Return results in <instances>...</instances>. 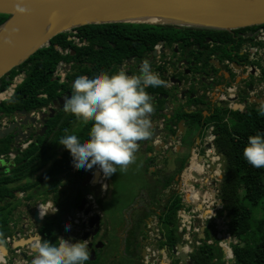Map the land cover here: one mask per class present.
<instances>
[{"label":"trees","instance_id":"1","mask_svg":"<svg viewBox=\"0 0 264 264\" xmlns=\"http://www.w3.org/2000/svg\"><path fill=\"white\" fill-rule=\"evenodd\" d=\"M8 18L9 15L0 14V25ZM234 32L169 25L112 23L86 25L61 33L52 39L51 45L39 49L0 81V92H3L18 74H25L24 81L17 87L14 95L0 102V111L13 114L21 110L30 113L43 108L49 109L58 98L65 96L67 92L71 93V84L76 76L90 75L99 70L115 72L116 67L129 57L136 56L144 60L160 44L172 48L175 45L185 48L197 43L203 46L206 37L234 42L233 38H229ZM54 45L62 48V52ZM231 57L229 55L227 58L232 59ZM60 62L71 64V71L64 83L54 77ZM114 67L115 70L112 69ZM259 107L251 111L225 113L215 131L214 145L223 158V173L218 192V198L222 201L218 215L222 218L223 225L219 230L214 221L206 222V237L201 239V244L190 254L192 264H227V252L220 246L223 239L217 237L218 233L231 236L230 247L234 258V261L233 258L231 260L232 264H264V168L252 167L242 155L247 137L258 131L264 132V116L258 114ZM47 125L46 134L35 138L23 155L18 156L11 174L0 173V236L4 238L13 231L11 215L14 211L15 194L35 185L22 183L26 178L40 173L52 160L54 163L37 181L42 182L45 177H54L74 168L78 180L84 170L73 165L65 148L60 153L62 145L57 141L66 134L65 129L80 139H86L91 121L84 123L63 109L49 119ZM7 152L9 148L1 150L0 155ZM57 155L61 158H57ZM192 168L202 169L197 164H193ZM169 184L167 182L166 187ZM181 203V197L174 191L162 208L160 228L167 242L160 240V248L167 243L170 246L175 245L179 241L178 211L182 207ZM144 217H139L135 229L132 230L123 253L125 255L108 260L107 253L101 254L99 264H143L139 237L142 235ZM60 228V219L51 216L46 217L39 232L54 241Z\"/></svg>","mask_w":264,"mask_h":264},{"label":"flooded vegetation","instance_id":"2","mask_svg":"<svg viewBox=\"0 0 264 264\" xmlns=\"http://www.w3.org/2000/svg\"><path fill=\"white\" fill-rule=\"evenodd\" d=\"M262 30L264 31V25L250 30L236 31L229 37L233 38L234 42L206 37L203 46L197 43L185 48L177 45L172 48L160 44L144 59L150 62L152 69L159 73L164 83L159 87L147 88L153 106V112L150 115L151 127H155L151 128V135L148 139L138 142L135 160H138L139 156H144L149 165L148 173L151 172L153 166H156L161 176V183H164L165 178L170 176L172 191L178 192L189 185L184 179V173L191 164L193 153L198 154L197 160L199 157H206L205 153H201L206 152V149L210 147L211 143L208 138L215 136V131L225 113L229 114L231 111H236L235 109L251 111L261 106L257 104L255 97L260 93L264 96V79L260 81L257 78V68L264 67V36H260ZM209 38L211 41L206 43ZM78 45L81 46L80 43ZM60 51L62 52V48ZM229 55L232 59L227 58ZM141 62V59L132 56L118 65L116 70L123 69L127 74H137ZM112 69L115 70V67ZM70 71L71 64L66 78ZM66 78L64 81L58 80L64 83ZM229 87L233 90L230 91ZM68 93L70 92L61 98L67 97ZM57 104L60 103L56 101ZM22 111L24 110L13 114L0 111V125L3 127L0 130V151L9 148V152L0 155V173L10 175L16 167L18 156H22L23 152L33 143L34 139L31 138L29 142L21 143L22 151L15 149V136L12 133L11 124L15 120L22 121L26 118V114ZM33 112L27 113L32 115ZM159 112L162 113L159 114ZM45 113H48V109ZM182 120L184 122L181 125ZM40 125L41 128L43 121ZM156 128H161L163 132L160 136L161 141L153 145L155 141L151 140V137ZM163 142H165L164 147ZM12 153L16 154L13 160L9 158ZM2 156L4 157L1 158ZM99 176L102 177V173L96 168L91 180L97 181ZM82 182L81 180L80 184ZM79 189L82 190L80 187ZM28 200L26 196L25 203ZM135 218L127 212L122 213V223H129L132 230L135 229L138 221ZM120 226L115 228L109 224V229L113 233L111 237L109 238L108 235L100 237L99 240L106 244L101 254L107 253L110 258L109 253H114L116 246L117 253L120 252V238L116 235L120 234L117 231L121 228ZM5 238L0 236V255L10 264H18L14 262L17 258L27 260V264H30L27 247L20 254H16V248H13L14 241L6 246L3 242ZM42 238L47 239V236L43 235ZM179 243L183 244V238H179L175 245ZM90 256L89 253V264L100 263V256L97 261H90Z\"/></svg>","mask_w":264,"mask_h":264},{"label":"water","instance_id":"3","mask_svg":"<svg viewBox=\"0 0 264 264\" xmlns=\"http://www.w3.org/2000/svg\"><path fill=\"white\" fill-rule=\"evenodd\" d=\"M18 2L19 0H0V14L9 15V18L0 25V81L39 49L51 45L55 36L86 25L134 23L228 32L264 25V0H23V6L29 10L26 14L16 11ZM5 39H10L11 44L4 43ZM210 41L209 38L206 43ZM54 47L60 50L58 45ZM257 78L260 81L264 79L263 66L257 68ZM70 95L71 93H68V96ZM255 99L257 104L264 105V96L261 93ZM63 100L64 98H58L57 101L61 105L56 107L55 102L54 106L48 109V113H43L39 117L22 111L26 118L22 121L15 120L11 124L17 151H22V142H29L31 138L43 137L46 134L49 119L64 109ZM41 121L43 125L40 128ZM183 122L182 120L180 124ZM160 129L156 128L151 140L156 141L161 136L163 131ZM163 143L164 147L165 142ZM150 146L152 147V144ZM95 169L96 166H93L92 169L83 170L82 175L80 174L78 180L83 181L81 184L83 189L64 200L63 205L69 202L72 206L68 209L62 208L66 212L60 216L63 226L59 237L70 241L86 239L91 255L90 261H97L106 246L105 242L99 240L100 237L108 235L110 238L113 234L109 229V221L100 211L99 204L107 182L100 176L97 181L91 180ZM191 174L198 181L205 179L203 175L199 176L192 172ZM221 179L222 176L220 181ZM91 192L94 194L93 201L89 199ZM214 197L221 207L222 201L216 198V194ZM58 215L60 210L55 213L49 211L45 216L49 218ZM45 216L40 217L38 207L33 211V218L39 225L45 222ZM66 222L70 225L69 230L64 227ZM206 228V224L202 226L200 236L202 240L206 237ZM155 231L156 229H152V233ZM39 236L42 238L40 234ZM179 238H182L180 232ZM160 240L166 241L165 236L148 239L143 248L146 254L142 256L145 257L149 253L146 245ZM26 242L22 240V244ZM35 251L36 249L33 252ZM162 253L172 254L175 260L192 264L189 255L184 252L182 243L173 246L167 243L161 249L160 255ZM155 260L156 256L151 257L152 262Z\"/></svg>","mask_w":264,"mask_h":264},{"label":"clouds","instance_id":"4","mask_svg":"<svg viewBox=\"0 0 264 264\" xmlns=\"http://www.w3.org/2000/svg\"><path fill=\"white\" fill-rule=\"evenodd\" d=\"M16 11L26 14L29 10L23 6V0H19ZM4 43L11 44V40L5 39ZM163 83L148 60H142L137 74L119 69L76 76L71 84V95L63 100V108L84 123L91 121V127L86 139L65 129L66 134L57 141L69 152L73 165L85 171L96 166L104 177H109L117 172V167L123 171L132 163L138 142L151 135L153 106L146 89ZM258 114L264 116V105L259 107ZM242 155L252 167L264 168V132L247 137ZM38 207L40 217L57 211L54 203L43 210ZM64 227L70 229L67 222ZM36 239L31 264H86L89 260L86 239L70 241L57 237L50 241L38 234Z\"/></svg>","mask_w":264,"mask_h":264},{"label":"crops","instance_id":"5","mask_svg":"<svg viewBox=\"0 0 264 264\" xmlns=\"http://www.w3.org/2000/svg\"><path fill=\"white\" fill-rule=\"evenodd\" d=\"M59 105L60 104H57L56 107H58ZM161 125L162 124H160V126ZM160 141L161 138L158 137L155 143H158ZM59 150L60 153L63 152L64 147L61 146ZM58 157L61 158L60 155H57V158ZM139 157H137V159L145 158L144 156L142 157L139 156ZM204 162H206V159L204 157H199V159L197 160V163L203 164ZM53 163L54 160H52L44 168L45 171ZM170 167H171V162L168 164L169 169ZM43 170L38 174L26 178L22 182L26 184L34 183L35 184L34 186L30 187L28 190H25L23 192H17L15 194V199L13 200L14 211L11 215V219H12L11 224H13V228H12L13 231L12 234L10 235L14 240L13 248L20 247L22 250H25L26 247H31L36 249L34 243L38 242L36 237L37 234L38 235L40 234L39 228L41 225L35 222L33 218V211L35 210L36 207H38V205L41 208H46L49 204L54 203L55 208L57 210H60V215H58V218L60 219L61 214L66 212V210L62 208L66 207V209H68L69 206L70 207L72 206L71 205L72 203L69 202L63 205V203L65 202L64 200H66L69 196H71V194L80 191L81 189H79V187L82 188L80 184L81 181L76 180V176H75L76 168H74L69 172L59 173L54 177L52 176L45 177L42 182L37 181L38 177H40L41 174L45 173V171ZM210 171L211 170L204 172L203 175L205 176V179L201 180L200 182H197V185L199 186L195 185L194 182H191V184L193 183V185H195L196 188L200 191V198H202L205 191H208V188L210 190L215 189V186H213V184H210V181H212V173ZM109 177H106L107 183L106 186L104 187L102 198L99 200L100 211L104 214V217L109 221L110 225H113L115 228L121 225L120 226L121 228L119 227L120 229L117 230L120 232V234H116L117 238H120L121 250L119 253H117L118 248L116 246L115 252L109 253L110 258L108 260H114L115 257L125 255L123 253L124 250L126 249L132 229L130 228L129 223L126 222L122 223L123 212L125 213L127 212V214H132V216L136 217L137 220L138 217L143 215L145 216L143 221L144 224L142 226V235H140L139 237L140 245H141L140 250H141L142 262L144 261V258L147 256H150L151 259V257L153 256H151L150 252L145 257L142 256L146 254L145 251L143 252V248H144V244L147 242L148 239L152 240V238H155L156 236L160 237L162 235L160 228V215L162 213V208L166 204L167 200L170 198L171 194L174 192L172 191L170 184L166 187L167 182H170V176H167L165 178V182L161 183L162 181L160 179L161 176L159 175L156 166H153L151 168L150 173H148L147 170L145 171V174L143 175L144 181L142 182L141 186H138L136 188V186L134 185L132 187H135V190H131L130 188H126V185H124L121 186L118 191H114L115 186H113V184L110 183V179H108ZM187 179L185 181H187ZM126 193H128V196L125 195ZM89 195H92V192L89 193ZM26 196L29 200L28 202L25 203L24 198ZM200 198H199L200 206H198V209L201 208ZM216 198L219 199L218 194H216ZM123 199H125L126 203L122 202ZM121 206L123 209L121 208ZM217 206H218V202H217ZM29 208L31 209L30 212H29ZM219 211H217V216L215 218V221L216 223L218 222V229L221 230L223 225V220L218 215ZM205 224L206 222H204V224L201 225H205ZM62 226L63 224L61 222V228ZM152 229H156V231L152 233ZM120 235L122 237H120ZM59 236H61V233H59L58 237ZM200 236H202V233L200 234ZM23 239L26 240L28 239L27 241H29L30 243L28 244V242H26L22 244L21 241ZM6 246H8V244H6ZM146 249L148 251L149 249L161 250L160 247L158 246V241H153L149 243L148 245H146ZM17 260L20 259L17 258Z\"/></svg>","mask_w":264,"mask_h":264},{"label":"built area","instance_id":"6","mask_svg":"<svg viewBox=\"0 0 264 264\" xmlns=\"http://www.w3.org/2000/svg\"><path fill=\"white\" fill-rule=\"evenodd\" d=\"M260 36L261 37L264 36L263 30L260 32ZM69 66L70 64L60 62L54 77L60 79L61 81H64L67 73L69 72ZM24 78H25L24 72L18 74L14 78L10 86L3 92H0V102H3L9 99L10 97H12L17 87L24 81ZM229 90L232 91L233 90L232 87H229ZM45 112L46 109L43 108L41 111H34L32 115L39 117L41 116V114ZM208 140L210 141L211 144L210 147L207 148L205 152L206 162H204L203 164L197 163L198 154H196L195 152L193 153L191 164L184 173V177H185L184 179L186 180L188 178L187 182L190 183L186 187L180 189L179 190L180 192H178V195L181 198L183 197L181 203L182 207L178 211V228H179V232L182 234L184 252H186L189 255V257L190 254L193 252L194 248L201 244V238H200V234L202 233L201 224H204L203 222H208L211 220L214 221V223H216L215 218L217 216V211L221 209V207L217 206V200L213 202L212 196L209 193V191H205L202 198H200V203H201L200 209L198 208L193 209L192 207H189V200L183 196L184 190L188 189V187L196 188V186L193 185V183L191 184V182L197 184V182L201 181V180L198 181L196 178H194L191 172L196 175L202 176L204 172H207L208 170H211L210 172L212 173V181H210V184H213L215 188H218V190L216 191L217 193L215 192L214 195L218 194L219 192V184L221 182L220 177L222 176L223 173V158L216 151L214 145L215 136H211L210 138H208ZM3 157L4 156H2L1 158ZM15 157L16 154L12 153L9 155V158H11L12 160L15 159ZM193 164H197V167L199 168L201 167L202 169L201 170H195V168L193 169L192 168ZM101 178L102 180H106V177H104L103 175ZM89 199L93 201V196L89 195ZM207 207H213L214 212H207L206 211ZM41 209L43 210L44 208ZM216 224L218 225V222ZM217 237L223 239V241L220 243V246H222L227 252V259H228L227 264H232L231 260L233 258V253L230 247L231 236L229 234L223 235L221 233H218ZM13 241H14L13 238L11 236H8L5 238L3 242L5 244H11ZM37 243L38 242L34 243L35 248ZM209 243H212V241H209ZM27 249L29 250L27 252V255L29 256V262L31 264V260L35 255V253L33 252L34 248L27 247ZM22 251L23 250L20 247H17L15 249L16 254H20ZM160 251L161 250L158 249H149L151 256H156V260L152 262L150 256H147L144 258L143 264H185L181 260H175L172 254L162 253V255H160L161 254ZM176 261L178 262L176 263ZM14 262H17L18 264L28 263V261L24 259H20V260L15 259ZM0 264H10V263L7 262L6 259H4L0 255Z\"/></svg>","mask_w":264,"mask_h":264},{"label":"rangeland","instance_id":"7","mask_svg":"<svg viewBox=\"0 0 264 264\" xmlns=\"http://www.w3.org/2000/svg\"><path fill=\"white\" fill-rule=\"evenodd\" d=\"M73 133V132H72ZM74 134V133H73ZM203 151L201 154H204ZM142 157V156H141ZM140 158V157H139ZM146 164V166H145ZM148 161L145 158L138 159L134 161V163L129 164L123 171L117 167V172L113 173L108 179H110V183L115 186L114 191H118L121 186L126 185V188H130L131 190H135L138 186H141L142 182L144 181L143 175L145 171L148 170ZM128 196V193L125 194ZM123 203H126L125 199L122 200ZM122 208V206H121ZM123 209V208H122ZM204 223V222H203ZM203 226V225H202ZM26 240V239H23ZM22 243V241H21ZM178 261H176L177 263Z\"/></svg>","mask_w":264,"mask_h":264},{"label":"bare ground","instance_id":"8","mask_svg":"<svg viewBox=\"0 0 264 264\" xmlns=\"http://www.w3.org/2000/svg\"><path fill=\"white\" fill-rule=\"evenodd\" d=\"M37 39V37L35 38ZM210 189L208 188V191ZM218 190V188L211 189L209 193L212 196L213 202L216 201L214 198V193ZM183 196L189 200V207H192L193 209L198 208L200 206L199 204V198H200V191L196 188L188 187V189H185L183 192ZM183 198V197H182ZM213 204V203H212ZM207 212H214L213 207H207Z\"/></svg>","mask_w":264,"mask_h":264}]
</instances>
